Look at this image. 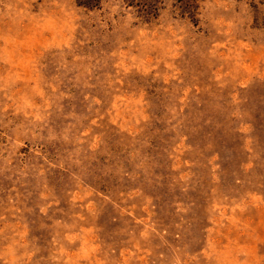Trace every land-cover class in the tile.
<instances>
[{"label":"rangeland","instance_id":"374dc122","mask_svg":"<svg viewBox=\"0 0 264 264\" xmlns=\"http://www.w3.org/2000/svg\"><path fill=\"white\" fill-rule=\"evenodd\" d=\"M185 1L0 0V264H264V0Z\"/></svg>","mask_w":264,"mask_h":264},{"label":"trees","instance_id":"16d2710c","mask_svg":"<svg viewBox=\"0 0 264 264\" xmlns=\"http://www.w3.org/2000/svg\"><path fill=\"white\" fill-rule=\"evenodd\" d=\"M76 5L86 9H96L99 7L102 0H74ZM195 0H186L184 7L190 8L191 3H194ZM185 9V8H184Z\"/></svg>","mask_w":264,"mask_h":264}]
</instances>
